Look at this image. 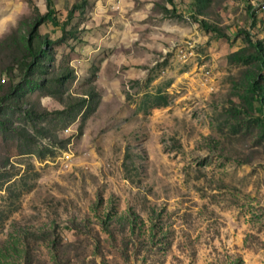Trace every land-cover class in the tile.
<instances>
[{
  "label": "rangeland",
  "instance_id": "obj_1",
  "mask_svg": "<svg viewBox=\"0 0 264 264\" xmlns=\"http://www.w3.org/2000/svg\"><path fill=\"white\" fill-rule=\"evenodd\" d=\"M48 6L0 0V264H264V0Z\"/></svg>",
  "mask_w": 264,
  "mask_h": 264
},
{
  "label": "trees",
  "instance_id": "obj_2",
  "mask_svg": "<svg viewBox=\"0 0 264 264\" xmlns=\"http://www.w3.org/2000/svg\"><path fill=\"white\" fill-rule=\"evenodd\" d=\"M48 5H49V6H48V7H49V13L47 14V16H51V15H52L51 0H48ZM249 41H250L251 43H253L252 40L249 39ZM255 44H256V47H257V50L259 51V53H260V54H263V53H264V48H263L262 44L259 43V42H256Z\"/></svg>",
  "mask_w": 264,
  "mask_h": 264
}]
</instances>
